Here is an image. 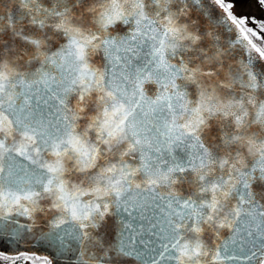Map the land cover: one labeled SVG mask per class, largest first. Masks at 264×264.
I'll return each mask as SVG.
<instances>
[{
  "label": "snow or ice",
  "instance_id": "snow-or-ice-1",
  "mask_svg": "<svg viewBox=\"0 0 264 264\" xmlns=\"http://www.w3.org/2000/svg\"><path fill=\"white\" fill-rule=\"evenodd\" d=\"M236 7L0 0V264H264V19Z\"/></svg>",
  "mask_w": 264,
  "mask_h": 264
},
{
  "label": "flooded vegetation",
  "instance_id": "flooded-vegetation-1",
  "mask_svg": "<svg viewBox=\"0 0 264 264\" xmlns=\"http://www.w3.org/2000/svg\"><path fill=\"white\" fill-rule=\"evenodd\" d=\"M237 4L236 14L242 16H255L259 19H264V12H261L259 6L256 4L255 0H235Z\"/></svg>",
  "mask_w": 264,
  "mask_h": 264
}]
</instances>
